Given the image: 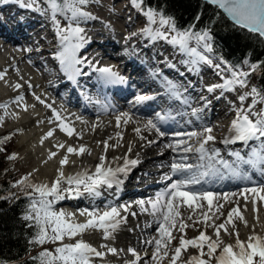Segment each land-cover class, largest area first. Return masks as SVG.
Segmentation results:
<instances>
[{"label": "snow or ice", "instance_id": "1", "mask_svg": "<svg viewBox=\"0 0 264 264\" xmlns=\"http://www.w3.org/2000/svg\"><path fill=\"white\" fill-rule=\"evenodd\" d=\"M91 2L92 0H60V2L47 0L60 45L59 50L55 53V58L63 70L69 74L70 79L82 74L81 69L77 66L86 62V58L78 56L80 50L88 42L84 34L85 29L79 26L78 21L94 18L83 7ZM206 2L223 9L240 27L264 37V0H206ZM130 3L133 7L140 8L146 18L148 27L143 29L145 35L153 40L162 39L172 45H178L180 50L196 57L197 62L212 64V61L206 56L200 55L195 47H189V41L195 40L198 45L203 42V48L207 52H211L212 46L207 42L211 37L207 31L203 33H196L190 29L178 31L174 18L167 16L162 9L152 8L147 4V0H130ZM25 6L31 7V5ZM57 14L65 20L71 21V23L62 27L59 20L56 19ZM157 22L160 28L165 30L156 29L154 31L151 25H155ZM169 32L175 33V35L169 36ZM258 67V65L252 64L249 71H240L231 66L225 67L224 72L227 73V76L222 75L223 82L209 85L206 90L209 93H214L217 89L221 90L220 97H217L219 99L224 96L225 92H237L238 89L247 88L250 76ZM215 68L220 70L221 65L216 64ZM96 70L112 83L124 82L123 78L110 67H101ZM217 74L221 73L218 71ZM6 75L7 69L0 71V80H3ZM13 87L18 90L22 85L17 83ZM35 98L52 110L55 120L60 121L57 127L72 137L75 130L63 122L60 113L52 108L51 104H46L39 96ZM148 99L151 97H136L137 102ZM23 100L22 95H17L11 100V103L20 106ZM236 100L239 102V106L234 108L235 116L230 123V135L225 137L222 142L225 144L236 142L247 144L251 141H260L261 144H264V107L257 108V105H264V90H257L256 87H252L246 92H239ZM208 103L210 101H206V104ZM232 103L235 104L236 102L233 101ZM23 107L27 111L28 105L24 104ZM8 108V102L0 103V109L3 110V114L0 115V126L3 125L5 117L9 115ZM193 114H195V110ZM76 119L79 120L80 117H76ZM158 119L163 121L165 117L158 114ZM115 121L117 128H120L122 124L127 125L133 122V117L128 112H121L115 116ZM49 122L53 121L50 120ZM97 126L99 125H93V128L95 129ZM144 128L154 130L161 137L165 135V132L161 131L157 123L152 120H148L144 124ZM54 131V129L49 130L42 138L41 143L44 139L52 137ZM133 131L140 139H145L141 135L140 127L134 128ZM212 132V127H205L199 133L195 131L175 133L177 137L186 136L189 140L197 138L198 147L193 148L187 145L185 140H178L175 145L169 144L167 147L172 148L173 151L180 149L185 154L196 152L201 163L196 165L187 163L186 155L174 160L169 165L170 173L164 175V180L171 181V183L164 190L158 192L154 198L136 201L141 212L154 218L153 222L157 225L156 235L143 242L146 249L151 248L150 253L146 250L141 254L134 248H128L127 252L130 253L132 259L124 261V264H165V261L167 264H264V236L258 234L255 231V225H252L247 239H241L236 224L237 221H240L245 227H249L244 216L249 202L253 205L254 219L259 220L257 197L260 201H264V195H261L264 193V187H246L240 193H224L223 195L211 191H196L192 188V186L200 184L203 177L211 172L219 171L215 167L216 164L221 165L224 169L233 170L232 164L219 158L220 153L217 149L209 150L206 148L209 142H214L216 139ZM116 136L118 137L117 144L109 143L112 137L97 142L98 145L103 144V154L99 156V162L94 169H84L74 175L66 176L63 168L69 163V154L83 155L87 153L91 155V150L84 145L74 148L70 145L66 147L64 144H58L55 147H66V154L60 159L57 176L51 184L30 182L32 173H28L12 184V187L23 192L29 201L22 219L29 222L27 227L35 229V235L29 240V243L42 248L37 256L32 257L34 261H38V264H94L93 258L103 260L106 254L119 256L124 251L108 244H101L100 248L103 249L101 251L85 240L76 238L82 237L88 232L99 231L102 232V239H114L113 233L122 224L127 223V216L121 213L124 212L133 217L137 215L136 212L130 211V204L109 205L103 211L84 209L79 213L80 216L87 217L84 222H76L73 219L75 213L57 211L53 207L57 202L69 196L79 197L84 193L100 196L102 187L111 189L114 185L118 186L122 182L118 174H126L131 167H135L139 163L137 159L129 158V153L132 152L131 145L128 146L123 157H113L109 161L108 150L123 146L120 144V140L123 139L122 133L117 132ZM9 139L11 136L0 138V144ZM148 143L152 144L155 141H148ZM2 151L5 149L0 147V152ZM56 155V152H50L48 159H53ZM230 155L236 157L237 166L240 163L264 166V154L255 148L246 160L240 153H230ZM16 158L15 153L8 156V159ZM120 160H122V164H116ZM204 161H207L206 165L203 163ZM194 169L206 170L197 174ZM173 176L179 178L173 180ZM246 193L251 194V200L249 195H245ZM233 197H243V205L239 203V199H233ZM16 198L19 199V197ZM227 204H234L235 206L230 208L227 215L224 216L223 210ZM222 216L224 217L223 221L217 223L216 221L220 220ZM197 225H202V227L198 228ZM188 228L196 229L199 231V235L188 238L186 234ZM209 228L212 229V235L207 232ZM174 233L180 234L179 243L175 247H173L172 242L177 239V235ZM225 236L229 240L234 237V243L226 241ZM65 239L75 242L65 243ZM49 243L56 246L52 249L43 247ZM189 249H195V254H189Z\"/></svg>", "mask_w": 264, "mask_h": 264}, {"label": "bare ground", "instance_id": "2", "mask_svg": "<svg viewBox=\"0 0 264 264\" xmlns=\"http://www.w3.org/2000/svg\"><path fill=\"white\" fill-rule=\"evenodd\" d=\"M14 4L18 5L20 3L16 4V2H14ZM49 12V9H44V6L40 4V14L51 16ZM29 14L25 16L23 12H19L18 9H15L12 15H14L15 17L18 16L17 18L19 22H16V20H14V25L19 24V26H21L20 23H22L24 27L31 26L33 20L31 13ZM100 14L101 15L99 16H102L101 18L94 17L97 16V14H91L94 18L87 19L84 22L91 26L90 28L86 29L84 33L87 41L91 42L92 40H94V42H91L89 44H94L95 47L92 46V48L88 51L86 50L87 45H85L83 49L86 50V52L83 53L88 52L90 55H92L90 57L92 59L90 60L92 64L98 62L96 65H94L98 67H94L93 69L110 67L114 72L118 74L121 70L120 66L115 68V66H112L111 64L104 63L102 58L99 59L101 56L105 55L104 51L101 49V46L109 49L110 47H106V45L113 44L118 46L119 49L129 50L133 45L129 43L131 42V40H129L128 38L129 35H127L126 40L124 39L125 37L118 38L117 32L112 30V28L107 25L110 24V26H112V24L108 21V19H114L112 15L103 12ZM34 16H36L37 19H43L45 17L39 16L38 14H34ZM136 18L137 16L133 18V22L132 19L125 20L127 21V25H124V27L126 28L125 31H131L130 34L135 32L136 28L134 26V21L136 20ZM12 25L13 24L11 22H8V20H6L0 14V71L7 69V75L3 80H0V103H9V115L5 117L4 123H6L7 125V123L9 122H18L16 130L19 132L18 138L20 143V150L31 157L30 163L33 166L32 171L37 173L40 178H46L49 175L51 176V179L54 180L57 176V169L60 167L59 161L66 154V147L69 145L73 146L74 148H79V146L84 145L91 150V155H88L87 153L83 155L69 154V163L63 168L66 176L74 175L84 169H94L95 165L99 162V156L103 154V144L101 143L98 145L97 142H102L104 140H107L109 137H112V139L109 140V143L117 144V132L122 133L123 139L120 140V144L123 146H117L114 149L110 148L108 150L107 156L109 161H111L113 157H123L129 145L132 146V152L129 153V158L137 159L139 161V163L135 167H131L126 174H118L122 181L118 186L114 185L111 189L102 187L100 189V196L97 197L84 193L79 197L69 196L68 198L58 202L59 211L62 210L66 213H75L73 219L76 222H84L87 219L86 216L79 215L80 211L84 209H98L103 211L109 205L120 206L130 204V211L137 213L135 217L124 212L121 213L122 215L127 216V223L122 224L121 227L115 233H113L114 239L112 240L102 239V232L99 231L88 232L85 233L82 237L76 238L85 240L93 247H96L101 251H103V249L100 248L101 244H108L109 246L124 250L119 256L106 254L103 260H101L100 258H93L94 264H124V261L132 259L130 253L127 252L128 248H134L138 253L141 254H143L146 250L149 253L151 252V248L146 249V246L143 242L146 239H149L152 236L156 235L155 230L157 225L153 222L154 218L151 215L140 211V207L136 203V201H139L141 199L147 200L149 198H154L158 192L164 190L166 186L171 183V181L164 180V175L166 173H170L169 165L174 162V160H178L181 156L186 155L187 163H191L194 165L201 163V161H199L198 159V153L196 152H189L185 154L180 149H178L177 151H173V149L169 147L162 151L161 149H159V151L157 150V148L163 144L175 145L178 140L187 141V145H190L193 148L198 147L197 138H192L189 140L186 136L177 137L175 133H187L192 131L199 133L202 132L205 127H212V135L215 136L216 139L214 142H209V144L206 145V148L209 150L217 149L219 151L225 149V147H228L226 151L220 153L219 158L228 161L227 158L229 156L230 160L228 162L229 164L233 165V170L224 169L221 165L216 164L215 167L219 171L211 172L209 175L203 177L200 184L192 186L194 190L211 191L218 195H223L224 193H240L246 187H264V174L257 171L258 165H255V168H253V165H245L243 163H240L239 166H237L236 157L234 155H230V153L240 152H238L237 149H233L232 144H236L238 148H242L243 144L245 143L238 142L225 144L222 142L225 137H228L230 135L229 127L232 119L235 116L234 108L238 103L236 97H229L232 92H225L223 97L217 99V94L213 96V93L207 92V86L215 83V79L209 77L210 75L205 76V79H202V82L204 81V83L202 84L195 83L194 85V83H190L189 81H193V79L195 78L191 73L189 74V70L195 73L208 74V71L202 72L200 69L195 68L194 64L196 63V61L194 60V57L190 56L193 61L186 62L185 60L186 63H192L194 65L193 68L188 64H183L181 62V64L176 63L171 57L173 55L176 58V53L174 54L171 47H169L171 48L169 50L170 52L164 51L163 55L157 56L155 51H153L154 55L151 53V56H149V50L156 49L152 48L151 44L154 43L156 45L157 43H159L164 46L162 42L163 40H153L148 35L142 33V30L137 29L136 34L138 33V35L143 36L145 39L143 40L142 37H138V39H140L135 43L138 44L136 50L141 51V53L147 51V53H144L142 57L146 59L147 65L150 66V70L146 71L145 63L144 65H142L144 67L143 72H145V75H158L165 73V71H170V68L177 69L178 67H181L182 70L179 74L180 78L177 81L175 74H173L172 76H170V78L165 77L168 79H166V81L164 80V84H158V87H161L163 89V93L160 92L159 94H164V98L162 96H159L154 100L153 97H151V99L137 102V96L148 97V93L144 94L143 92H137L135 94L136 96L134 97V100L131 101V103L124 102L123 105H117L118 103H116V100H126L131 85L135 83L134 81L132 83H128L126 79L128 72L126 73V77L123 78V83H112L105 79L97 70H90L82 67V65H86V63H84L77 66L81 69L82 74L74 76L70 79L69 74L63 70L62 66L57 60L56 63L52 62V64L49 65V62L56 59L55 53L60 48L58 36L56 34L57 31L49 29L51 38L52 36H55V41L50 42L39 35V32L44 29V25L40 30L37 29L39 27H33L34 31L32 35L35 38H29L28 36L24 37L22 36V34L18 33H15L14 35L12 33L14 32V28L10 29ZM6 27H9L7 29V32L5 30ZM151 27L153 28V30L155 29L154 25H151ZM36 29L38 31H35ZM3 32L7 34L6 39H8V37L12 38L10 39L13 41L12 44L6 42V44L10 46V49L5 48V46L3 45L4 42L2 38H5V36L2 35ZM32 38L36 43L32 41ZM37 38L40 39L38 42L36 41ZM20 39L26 42L25 47L15 46L17 44L20 45ZM164 42L165 45H168L167 41L164 40ZM142 44H147V49H143ZM118 48H116V50H118ZM91 51H93V54L90 53ZM106 52L108 53V55H110L111 58H108V56H104V58L110 59L111 61H113L112 64L115 65L116 60H114V58L112 57L116 58L117 54L112 53L109 50ZM187 54L188 53L186 52L183 53L184 56H187ZM88 56L86 60L88 59ZM45 57L46 59H48L46 64H42L38 67V60H44ZM132 57H134L136 60L142 61V58H138L133 54ZM12 60H15V62L9 64V62H11ZM55 64L56 66H61L60 74H54L52 76V79L48 81L47 76L50 73L49 69H53V66H55ZM43 68L46 69H44L43 71ZM212 70L213 68L211 69V71ZM183 72L185 73V76L189 77L182 79L181 75H184ZM163 75L168 76L167 74ZM17 83L22 85V87L18 90L13 87ZM146 83H148V81ZM140 84L141 86H143V83ZM29 85H31V87H29ZM83 85H85L84 88ZM179 85H181L182 91L186 88L189 89L188 96L182 97L187 93L181 95L178 93L177 88ZM194 86L198 88V91H196ZM253 87H256L255 83ZM63 89L64 94H70H68L67 99L62 98L61 96L60 91ZM201 91H203V93H201L203 94V97L200 99V101L196 102L193 94H197ZM116 94H121L123 96L118 98L117 96H114ZM17 95H22L24 97V100L20 106L11 103V100ZM99 95L107 98L108 101L104 100V98H98L100 97ZM36 96H39L46 102V104H51L52 108H55L60 113L63 122L65 124H68L69 127L74 128L75 131L72 137H69L65 132L61 131L60 128L57 127L60 121L55 120L52 110L46 107L45 104H41L39 101H37L35 98ZM60 99H62V101L60 103L57 102ZM112 99L116 102H114ZM206 101H210V103L206 104ZM219 101H222V105H220L219 108H216V105ZM233 101H235L236 103L233 104ZM153 102H159L161 104V107L164 108L163 110H161L160 107H157V109L153 111L155 114L154 118L150 119L146 114L149 106H151V103ZM24 104L28 105L27 111L24 110ZM76 106H78L79 108L77 109ZM182 107L187 111L182 113ZM199 109L200 111H198ZM164 110L167 111L164 112ZM194 110L198 112L193 114ZM175 111H177V114L172 113ZM121 112H128L133 117V122H130L127 125L122 124L120 128H117L115 116ZM2 114L3 110L1 115ZM158 114L164 117L168 115V118L161 121L158 119ZM171 115L173 117H171ZM212 116L218 121L217 123L211 122ZM76 117H80V119L78 120L76 119ZM176 119H178L177 123H175ZM50 120L53 122L50 123ZM148 120H152L153 122L157 123L160 130H162V128L166 124H170V128L174 130L166 131L165 135L161 137L154 130H147L144 128V124ZM222 122L223 124H225L224 126H221ZM93 125L99 126L95 127L94 129ZM178 125L183 127L179 128ZM136 127L141 128V135H143L145 139H140V137L133 131V129ZM52 129L55 130L54 135L48 139H44L43 143H41L42 138L49 130ZM148 141H155V143L149 144ZM58 144H64L66 147H55V145ZM50 152H56L57 155L53 159H48ZM240 155L242 156V154ZM242 157L245 159V154ZM45 161L47 162L45 163ZM145 162H147V164L153 165V167H157L156 170H158L155 172L143 171L144 174L153 177L154 180H157L155 187L148 186L154 188L151 189L152 193H146V191L142 189L140 191L142 192V194L137 195L138 197H135L134 199L129 198L130 200L125 199L126 196L132 192L133 188L137 186V184L127 182L128 179L130 181H133V175H130V177L128 178L129 173L134 169L142 171L144 169L143 166L147 165ZM203 163L206 165L207 161H204ZM116 164H122V160L117 161ZM246 167L247 169H249V167L254 169L250 171V176L252 177L251 179L248 178L249 173H246L245 171ZM263 167L264 166H262V168ZM243 169L245 170L243 171ZM204 170L206 169H194L197 174L200 171ZM134 175H136L135 172ZM242 177L244 180H247V182L240 181L242 180ZM177 178L179 177H172L173 180ZM245 195H249V198L251 200V194L246 193ZM261 195H264V193H261ZM117 196H119L118 199H120L114 200L115 198H117ZM233 199H239V203L241 205H243L244 203L243 197H233ZM234 206V204H227L223 210L224 216H226L228 210H230V208ZM252 208L253 205L251 202H249L247 205V211L244 212V216L248 221L249 227H245L244 224L240 221L236 222L237 228L240 232V237H242L243 239H247L248 235L251 232L252 225H255V231L258 234L264 235V201H260L257 197V208L259 210L258 221L254 219ZM223 219L224 217L222 216L220 220H217L216 222L220 223L223 221ZM148 225L151 226L149 227ZM197 227H202V225H197ZM187 231H195L197 233V236L199 235V231L194 228L186 229V232ZM207 232L209 235H212V229L209 228ZM139 233H142V237H139ZM187 237L192 238V236ZM224 239L228 242H234L235 238L233 237L231 240H229V238L225 236ZM71 241L73 243L75 242L74 240ZM195 251V249H189V254H195ZM145 259H147V257H145ZM165 264H167V261H165Z\"/></svg>", "mask_w": 264, "mask_h": 264}, {"label": "trees", "instance_id": "3", "mask_svg": "<svg viewBox=\"0 0 264 264\" xmlns=\"http://www.w3.org/2000/svg\"><path fill=\"white\" fill-rule=\"evenodd\" d=\"M147 4L174 18L178 31H207L212 46L207 58L212 62L237 70L258 65L251 76L255 77L257 90H264V41L260 36L232 24L217 7L200 0H147ZM6 136L7 132L0 134V138ZM0 147L5 149L0 152V264H38L32 257L41 251L40 246L29 243L35 229L27 227L29 222L22 219L29 201L12 187L20 179L17 172L3 170L13 149L8 140Z\"/></svg>", "mask_w": 264, "mask_h": 264}, {"label": "rangeland", "instance_id": "4", "mask_svg": "<svg viewBox=\"0 0 264 264\" xmlns=\"http://www.w3.org/2000/svg\"><path fill=\"white\" fill-rule=\"evenodd\" d=\"M18 1H20V2H23V3H25V4H27V3H30V2H37V3H39V4H41L42 6H44V9H49L48 8V6L47 5H45V4H43L41 1H43V0H18ZM18 1H15V0H13V2H16V4H18V3H20V2H18ZM84 7V10H86V11H89L91 14H97V16H94V17H96V18H101L102 16H99V15H101L100 13H108L109 15H112V16H114L113 18H114V21H111L112 19H108V21L109 22H111V24L112 25H116V26H118V28H119V30L120 31H122V32H125V29L126 28H124L122 25H119V24H121V19H120V17H119V21H117V19L115 18V17H118L117 15H121V13L123 14V16H126V14L128 13V11L130 12V16H134V17H136L137 16V18H136V20L134 21L135 22V28H137V29H144V28H146V27H148V24H147V21H146V18L143 16V14H142V11H140L139 10V8H135V7H133L132 6V4L130 3V0H92V2L89 4V5H85V6H83ZM125 7V8H124ZM123 9V10H122ZM39 11V10H38ZM49 11H50V9H49ZM50 13V15H51V11L49 12ZM130 16H126L125 17V20L126 19H132V22H133V18L134 17H130ZM51 18H52V16H51ZM56 19L57 20H59V22H60V25L63 27V26H65L66 24H68V23H71V21H67V20H65L63 17H61V16H57L56 17ZM86 20H84V19H82V20H79L78 21V24H79V26L80 27H83L84 29H85V31H86V29H88V28H90L91 26L89 25V24H86V23H84ZM158 26H157V29H160V30H165V29H161L160 28V25H159V23L157 24ZM75 26V25H74ZM53 27L55 28V29H52V30H55V31H57V29H56V26H55V24H54V22H53ZM154 28H156V25H154ZM32 31L34 30L33 28L31 29ZM154 30H156V29H154ZM128 30H126V36L127 35H130V32L131 31H128ZM129 33V34H128ZM142 33H144L143 32V30H142ZM39 35L41 36V37H44V30H41L40 32H39ZM171 35H175V34H173V33H171V32H169V36H171ZM123 36L122 35H119V38H122ZM53 39V40H52ZM52 39L50 40V42H53V41H55V36H52ZM140 39V38H139ZM47 40V39H46ZM20 41V45H15V46H21V47H25V45H26V42H24V40H19ZM48 41V40H47ZM166 41V40H165ZM192 44V41H189V44ZM135 44V43H134ZM134 44H132V45H134ZM167 44L168 45H170V43H168L167 42ZM177 45H174L173 47H172V49H173V52H174V54L176 53V59H177V61L178 62H181V63H183V64H188V65H190L191 67H193L194 65H195V68L196 69H200L202 72L203 71H208V73H211L210 71H211V69L213 68V70L215 71L216 69H214L215 68V65L217 64V63H213L212 62V64L211 65H209V64H206V63H204V62H197L196 61V57H194V60L196 61V63L193 65L192 63H186L185 62V60H186V58H189L191 61H193L192 60V58L191 57H189V56H186V58H182V57H185L184 55H183V53H184V51H182V50H180V48H179V46H177ZM199 49V51H200V49L201 48H198ZM178 52V54H177V52ZM201 51H202V49H201ZM200 55H204L203 53H201V52H198ZM183 55V56H182ZM78 56L79 57H83V56H81V54H80V52H79V54H78ZM205 56V55H204ZM193 57V56H192ZM46 59V58H45ZM175 59V60H176ZM47 61H48V59H46ZM86 61H88V62H90V60H89V58L86 60ZM86 63V62H85ZM90 63H92V62H90ZM52 64V63H51ZM55 66H56V64H55ZM61 67V66H60ZM59 67V65H58V69L60 68ZM46 68H47V66H46ZM46 68H43V70L44 69H46ZM194 68V67H193ZM224 68L225 67H223L222 65H221V69L223 70V72H224ZM54 69V68H53ZM57 69V70H58ZM55 70V69H54ZM213 71V73H215ZM56 72V71H55ZM55 72L54 73H52L51 71H50V73L48 74V76H47V80L48 81H50L51 79H52V76L55 74ZM218 72H216V75L219 77L218 78V80H216V78H214L215 80V83L214 84H218V83H222L223 81H222V75H220V74H217ZM119 74V73H118ZM197 74V73H196ZM223 76H227V74L226 75H223ZM204 79H205V77H204ZM39 80H40V78H39ZM189 82H192V80H190ZM135 84V83H134ZM134 84H132V85H134ZM200 84H202V83H200ZM131 85V86H132ZM253 87V82H249V84H248V87L247 88H244V89H238V91L237 92H232L230 95H229V97L230 96H232V97H237V94L239 93V92H246V91H248V90H250L251 88ZM66 91V90H65ZM61 92V96H62V98H64V99H67V96H68V94L69 93H67V95L66 94H64V89L63 90H61L60 91ZM216 93H213V96H215L216 94H217V96L218 97H220V93H221V90H219V89H217L216 91H215ZM218 92V93H217ZM32 93V92H31ZM30 93V94H31ZM78 95V94H77ZM129 96V95H128ZM127 96V98L128 99H126V100H124V101H120L119 99L118 100H116V101H118V103H120V105H123V103L124 102H127V103H131V101H133L134 100V98L133 97H131V95L128 97ZM54 99H56V98H54ZM113 100V99H112ZM59 101V100H58ZM57 101V102H58ZM114 102H116L115 100H113ZM113 101H111V102H113ZM117 103V102H116ZM247 103V102H246ZM220 105H222V101H219L218 102V104L216 105V108H219V106ZM239 106V102L237 103V106L236 107H238ZM260 107H264V105H257V108H260ZM1 113H2V109H0V115H1ZM150 119L151 118H154V116L152 115V114H146ZM150 116H153V117H150ZM212 121V123H217L218 121L215 119V118H213V116H212V119H211ZM216 121V122H215ZM178 122V121H177ZM18 125V122L17 121H15V122H9V123H7V125H6V123H3V125L2 126H0V133L1 132H7V136H11V138H12V143H11V139H9L8 141H9V143H10V146H11V148L13 149V151H12V153H15L16 155H17V158L16 159H8V161H7V164L4 166V168H3V170H6V169H8L9 170V174H12V173H14L15 171L17 172V174H18V176L21 178V177H23V176H25V175H27L28 173H32V176H31V178H30V182H32V183H49V184H51V182L53 181L52 179H51V176H49L48 175V177H46V178H40L38 175H37V173H35V172H33L32 171V165H31V157H29L27 154H25L24 152H22L21 150H20V143H19V132L16 130V126ZM225 124H223V122H222V125L221 126H224ZM250 143H255V144H259L260 143V145H261V147L263 148V150H264V144H261V142L260 141H251ZM249 143V144H250ZM159 148H160V146L157 148V150L159 151ZM220 151V150H219ZM246 152V151H245ZM28 156V157H27ZM247 157H249V156H246V159H248ZM30 160V161H29ZM30 166V167H29ZM28 191H30V189H28ZM54 207V209L55 210H57V211H59V206H58V202L53 206ZM189 223H191V222H189ZM189 229V228H188ZM175 235H177V239L176 240H174L173 241V247H175L178 243H179V233H174ZM186 234H187V236H192V237H194V236H197V233L195 232V231H187L186 232ZM260 235H262V234H260ZM262 236H264V235H262ZM139 237H142V235H139ZM241 239H243L242 237H240ZM65 243H73L71 240L69 241L68 239H65V241H64ZM234 243V242H233ZM56 245L55 244H45L43 247L44 248H48V249H52V248H54ZM42 249V248H41Z\"/></svg>", "mask_w": 264, "mask_h": 264}, {"label": "water", "instance_id": "5", "mask_svg": "<svg viewBox=\"0 0 264 264\" xmlns=\"http://www.w3.org/2000/svg\"><path fill=\"white\" fill-rule=\"evenodd\" d=\"M200 1H202V2H204V3H206V4H208V5H211V4H209V3H207L206 2V0H200ZM212 6H215V5H212ZM215 7H217V6H215ZM218 8V7H217ZM218 10L232 23V24H234V25H236V26H238V27H240L239 25H237L229 16H228V14L227 13H225L224 12V10L223 9H220V8H218ZM240 28H242V27H240ZM242 29H244V30H246V31H248V29H245V28H242ZM248 32H250V31H248ZM252 33H254V32H252ZM254 34H257V33H254ZM258 35V34H257ZM259 36V35H258ZM260 38L264 41V37H261L260 36Z\"/></svg>", "mask_w": 264, "mask_h": 264}]
</instances>
